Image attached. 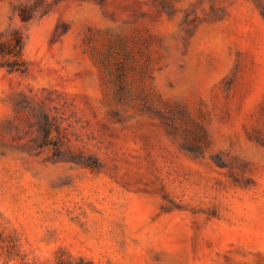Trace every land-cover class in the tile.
<instances>
[{"label":"rangeland","instance_id":"obj_1","mask_svg":"<svg viewBox=\"0 0 264 264\" xmlns=\"http://www.w3.org/2000/svg\"><path fill=\"white\" fill-rule=\"evenodd\" d=\"M15 29L0 264H264V0H0Z\"/></svg>","mask_w":264,"mask_h":264},{"label":"trees","instance_id":"obj_2","mask_svg":"<svg viewBox=\"0 0 264 264\" xmlns=\"http://www.w3.org/2000/svg\"><path fill=\"white\" fill-rule=\"evenodd\" d=\"M29 16L22 13V19L27 20ZM0 66H7L11 71L23 70L26 66L24 57V37L23 34L15 29L9 37L0 34ZM10 257V256H9ZM10 258L6 260L8 263ZM9 264V263H8ZM21 264H33L28 260H23ZM56 264H95L91 259L86 257H73L65 252L57 256Z\"/></svg>","mask_w":264,"mask_h":264}]
</instances>
